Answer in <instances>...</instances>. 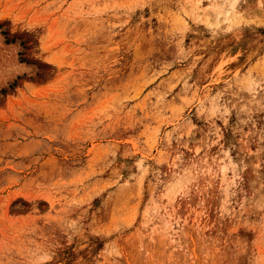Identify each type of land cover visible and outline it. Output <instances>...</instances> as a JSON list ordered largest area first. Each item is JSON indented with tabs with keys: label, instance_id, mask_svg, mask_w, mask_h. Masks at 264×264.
<instances>
[{
	"label": "rangeland",
	"instance_id": "rangeland-1",
	"mask_svg": "<svg viewBox=\"0 0 264 264\" xmlns=\"http://www.w3.org/2000/svg\"><path fill=\"white\" fill-rule=\"evenodd\" d=\"M0 0V264H264V0Z\"/></svg>",
	"mask_w": 264,
	"mask_h": 264
},
{
	"label": "bare ground",
	"instance_id": "bare-ground-1",
	"mask_svg": "<svg viewBox=\"0 0 264 264\" xmlns=\"http://www.w3.org/2000/svg\"><path fill=\"white\" fill-rule=\"evenodd\" d=\"M233 0H229L228 1V8L226 9L225 13H227V11H232L233 10Z\"/></svg>",
	"mask_w": 264,
	"mask_h": 264
}]
</instances>
